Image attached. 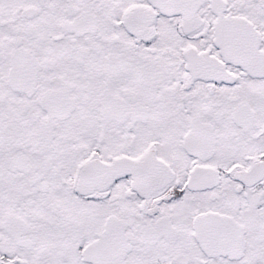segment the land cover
Masks as SVG:
<instances>
[{
    "label": "snow or ice",
    "instance_id": "obj_1",
    "mask_svg": "<svg viewBox=\"0 0 264 264\" xmlns=\"http://www.w3.org/2000/svg\"><path fill=\"white\" fill-rule=\"evenodd\" d=\"M0 264H264V0H0Z\"/></svg>",
    "mask_w": 264,
    "mask_h": 264
}]
</instances>
